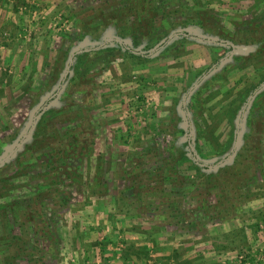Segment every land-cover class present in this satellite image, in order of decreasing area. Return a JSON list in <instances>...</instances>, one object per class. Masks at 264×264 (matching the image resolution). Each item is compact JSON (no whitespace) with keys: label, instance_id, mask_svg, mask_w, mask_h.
<instances>
[{"label":"rangeland","instance_id":"1","mask_svg":"<svg viewBox=\"0 0 264 264\" xmlns=\"http://www.w3.org/2000/svg\"><path fill=\"white\" fill-rule=\"evenodd\" d=\"M254 3L0 0V161L9 156L0 164V264H264V82L246 92L256 73L231 64L241 56L264 71L261 51L239 41L244 23L264 15V0ZM208 16L224 38L200 33L196 22ZM59 61V85L42 91ZM85 94L96 106L88 138L77 124L56 142L91 149L63 161L75 180L52 189L31 178L47 170L53 141L30 156L41 155L27 176L16 175L20 165L7 162L39 112L55 111L49 118L67 134L75 125L60 128L58 114L90 106ZM247 111L258 118L243 131ZM188 150L214 182L174 167Z\"/></svg>","mask_w":264,"mask_h":264},{"label":"trees","instance_id":"2","mask_svg":"<svg viewBox=\"0 0 264 264\" xmlns=\"http://www.w3.org/2000/svg\"><path fill=\"white\" fill-rule=\"evenodd\" d=\"M259 2H260V0H255V3H254L252 8L257 9ZM21 4H23V3H21ZM209 18H210L209 16L206 17L204 19L206 21H204V22L203 21L202 22L201 21L196 22V25H198L200 33H202L203 35H205V34L218 35L219 37L224 38L220 33L217 32V30H218L217 19L215 21H210ZM250 19L251 20L247 21V24H246V22L244 23V26H247V27H244L246 29L245 30L246 31V34H245L246 38L241 39L239 41L243 42V43L248 42L249 44H252V46L254 48V52L258 49V51H261L262 55H264V52H263L264 51V15H261L260 17H251ZM185 25L186 24H184V22H181V23L176 22L175 24H172L173 27H178V28L181 26L184 27ZM231 41L234 42L233 39H231ZM239 41H236L235 43L239 44ZM126 53H128V52H126ZM258 55H259V52H257L254 55H249V56H251L252 58L253 57L257 58ZM60 56H61L60 59H66L67 52L66 51L62 52ZM130 56L134 57V58H140L138 55L136 56V55L130 54ZM240 57L235 56L234 60H232L231 64L236 63L235 67L236 68L240 67L239 70H242V65L243 66L248 65L247 67H251L253 69V71L256 73L257 83L254 84L253 82H250L249 79L246 80V83L248 85L246 92H248V91L250 92V91H253L258 84L260 85L261 83L264 82V71H261L260 68H256V67H258L257 64H255V63L251 64L254 62L253 59H250V58L249 59H246V58L241 59ZM66 61H67V59H66ZM238 61L240 62V64L237 65ZM217 62H218V60H215L214 63H217ZM57 64H58V66L55 65L56 67L55 66L53 67L55 69V71L52 74L51 78L47 81V83L45 85L46 87L44 89H42V91H44L49 86L56 89L57 86L59 85L60 80H61L62 61L57 62ZM223 64L224 63L218 62L217 69L219 68L218 74L222 76L224 81H226L225 78H227V71H226L225 67L221 69V66ZM67 79H68L69 84L71 86H74V84H76V82H77V80L75 81L74 78L72 79L70 75L67 76ZM244 80H245V77L243 76L236 83L243 82ZM227 82H225V83H227ZM83 93H87V92L84 91ZM40 94L41 93H38L36 95L33 94L30 99L34 101V99H33L34 95L39 97ZM247 94L248 93H245L244 96H247ZM215 96L216 95H212L210 97V99L215 98ZM69 97H70V95L68 93H66L65 97L59 101L62 102L66 98H69ZM85 97H86L85 101L88 100L86 103L91 104L90 106L88 105L89 107L88 106H85V107L82 106L81 108L73 107V110H75V111H73L70 108L69 111H67L63 114H60V113L58 114L60 117L64 118L59 123L60 128L65 129L64 128L65 126H69L72 124L75 125L74 128H68L69 133H67V134H64V131L62 134H60V131H59V129H57V126L52 123V120L55 119L56 117L49 118V116L51 114L57 115L55 111H53V112L48 111L47 113H43V110H42L39 112L38 116L39 117L41 116V118L38 117L39 121H36V123L34 125V128H33L34 131L32 134L33 136L20 149L19 154H15L13 157H11V161L10 162L8 161L9 163L7 162V165H9V166L17 165V163L20 165L19 169L21 167V170L18 169L19 171H18V174H16V175H21V176L26 175L27 176V174H29V173H27V172H29L27 167H29L30 165H33L34 162L36 163L37 160L40 159V157H41V155L38 157L33 155V157H31V160H30V156L32 154H35L34 153L35 150L39 149L40 147H49L50 146L49 142L53 141V142H55V144H54V146H51L52 149H51V147L47 148V149H51V159L49 158V159H47V161L44 162L47 170L42 171L43 170L42 167H39L36 169V171L39 170V171H37V174L32 175L31 178L39 177V178H34V179H42V181L44 180L45 183L43 185L47 188L50 187L52 189H56V187L58 185H60L62 180L65 178L70 179L71 181L75 180L74 179L75 176H74L73 171L70 170L68 167L63 166L62 165L63 161L65 159H71V158L74 159L76 157H77V159L87 158V156H88L87 154H88V152L91 151V149H89V146H86L85 143L78 142V140H79L78 137L80 136V134L77 136V135H75V133H73L74 136L78 140H76L74 138H72V140H71V138H70V141L67 143L66 146H64L63 149H62V147L59 148V145H58V149H57L56 142L60 141L59 140L60 138L63 139V138L69 137L71 135V132L73 131V129L76 128L77 124H78V126L82 125V126H85V128H86V130L82 133L80 139L86 140L88 138V136L90 134L89 129L91 128L90 123L92 120V115L90 114V112L94 108L96 109V106H95L93 99L88 98V94H85L84 98ZM39 98H41V96ZM236 102H238V98L236 99ZM236 102L234 101L233 104L234 103L236 104ZM64 104L69 105L66 102H64ZM93 106H95V107H93ZM235 108H238V107H235ZM237 110L238 109H234L235 112ZM85 114H87V115H85ZM211 115H219V114H218V112H215V114L212 113ZM254 115H255L254 112L247 111V115H245L244 119H243V122L245 125V127L242 129L243 131L247 127V125H249V123L251 124L252 122H254L253 120L251 121V119L258 118V117H255ZM248 120L250 122H248ZM89 145H91V144H89ZM184 146L185 145H183L182 147H184ZM71 149L72 150L74 149L73 150L74 153L71 152ZM78 150L81 152L79 153ZM193 156H194L193 153L190 150H188V157H187V155H183V154L180 155V158H181L180 160H178L176 157H174L173 158L174 159V167L176 166V168H177L178 165L188 164L189 168L195 172L197 180L201 179L203 181L214 182L212 179L216 176V174H204V173H206L207 168H206V166H202L201 163L206 162V161L202 160L200 165L196 164L193 161L194 160ZM12 158H13V160H12ZM25 159H26L27 165H23V162H20V160L23 161ZM235 163H237V161H235ZM4 167H6V165ZM171 169H172L174 174H178L174 168H171ZM184 177H185V180H187L186 175H184ZM212 188L211 189H212V191H214L213 193H214L215 197L218 198L217 204H221L220 197H222V193L217 191V190H219V187L217 186L216 183H213ZM209 193L212 194V192H208V194ZM228 203L232 204L230 200L228 201ZM213 217H215V216H213Z\"/></svg>","mask_w":264,"mask_h":264},{"label":"crops","instance_id":"3","mask_svg":"<svg viewBox=\"0 0 264 264\" xmlns=\"http://www.w3.org/2000/svg\"><path fill=\"white\" fill-rule=\"evenodd\" d=\"M251 2L254 3L255 1H254V0H251ZM163 256H164V255H163ZM165 256H166V255H165ZM135 257H136V256H135ZM138 257H139V258H145V256H140V255H138ZM158 257H159V255H158ZM137 260H138V259H137ZM140 260H142V261L140 262L141 264H142V262L144 263V261H143L144 259H140ZM138 261H139V260H138Z\"/></svg>","mask_w":264,"mask_h":264},{"label":"water","instance_id":"4","mask_svg":"<svg viewBox=\"0 0 264 264\" xmlns=\"http://www.w3.org/2000/svg\"><path fill=\"white\" fill-rule=\"evenodd\" d=\"M71 63V62H70ZM67 74V73H66ZM9 156H7L6 158H4L3 160H1L0 161V164H3L6 160H7V158H8Z\"/></svg>","mask_w":264,"mask_h":264}]
</instances>
